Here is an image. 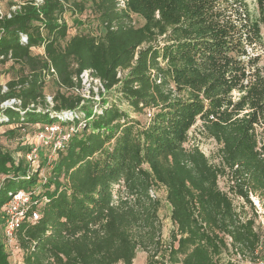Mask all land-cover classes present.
<instances>
[{"label": "trees", "instance_id": "trees-1", "mask_svg": "<svg viewBox=\"0 0 264 264\" xmlns=\"http://www.w3.org/2000/svg\"><path fill=\"white\" fill-rule=\"evenodd\" d=\"M86 3L100 31L70 35L64 15L82 14ZM0 27V76L17 67L6 91L0 85V105L20 100L19 109L0 108V134L16 140L27 127L80 125L61 148H37L35 169L29 149L15 159L0 148V264H12L3 208L20 190L31 201L14 232L19 264H133L137 250L147 253L143 264H239L230 251L264 261L255 219L218 186L226 177L249 206L250 195L264 202V0L252 8L244 0H45ZM85 71L127 108L111 102L92 115ZM197 121L218 144V164L185 147ZM159 187L171 208L168 243L150 195Z\"/></svg>", "mask_w": 264, "mask_h": 264}, {"label": "rangeland", "instance_id": "rangeland-1", "mask_svg": "<svg viewBox=\"0 0 264 264\" xmlns=\"http://www.w3.org/2000/svg\"><path fill=\"white\" fill-rule=\"evenodd\" d=\"M13 0H0L1 3H3L5 6L9 5ZM246 1L249 6L252 8L254 6L255 0H244ZM85 11L82 14H71L70 12L65 13L64 20L66 24L68 25V31L70 35L75 33H93L95 35L98 34L100 31L99 24L95 20L94 16H91L89 11V5L86 3L85 5ZM132 21L135 27L141 26L143 24V20L137 16H132ZM36 53L39 52L38 49L35 51ZM17 68V67H16ZM16 68L11 69L9 64L5 66V68L2 69V74L0 76V85L3 87L5 85V82L12 78L14 76V71ZM82 91L81 93L84 95L83 97L86 100L87 105L85 106L88 111L92 115L99 114L100 113V106L106 105L108 103L114 102L116 104H119L123 109L127 108V106L118 99V94H116L114 91L108 92L103 89L101 84L98 81H92L87 74L83 73L82 76ZM44 92L46 93V101L51 105V96L54 92V86L49 85L45 87ZM132 117H135L136 119H139L143 122H145V117L142 115L136 116L133 113H130ZM80 119L83 120L84 114H79ZM90 119V118H89ZM88 119V120H89ZM80 125L78 124V127ZM72 127L75 128L74 125ZM71 127V128H72ZM77 127V126H76ZM4 128L0 129V133L2 134V131ZM27 132L22 136V138L12 140L8 137L1 135L0 139V148L9 151L12 153L13 157L20 158L22 156V153L29 149V153L27 154V160L32 158L33 160H29L31 162V166L33 169L36 168L37 164L40 162V158L37 155L36 158H34V154H30L32 150H34V147H42L45 149H48L49 146H45L42 141L35 138V132L30 127H27ZM53 138H48L47 141L53 143ZM56 143L59 142V140L55 141ZM192 146H197L202 153L209 159V161L212 164H218L217 159V150H218V144L211 138H208L202 133L201 124L199 121L195 123V125L189 130L188 132V138L187 142L185 144L186 148H191ZM48 150H44L46 152ZM29 155V157H28ZM50 165L48 167H43L39 171V182L37 185L42 184L50 177ZM228 185H230L229 180L226 177H219L218 179V186L219 188L228 193V196L231 198L233 206L236 208L238 212L243 210L246 217H251L255 219V226L258 228L260 234H261V240L264 242V202L261 201L259 197L256 195H250L249 199L252 203V206H249L248 203H246L242 198L234 195L232 192L228 190ZM41 186V185H40ZM40 186H36L35 189L39 190ZM150 195L154 199H158L160 202V207L158 211L159 220L161 223V239L168 243L170 240V233L173 229V225L170 220V212L171 208L169 204L165 200V190L162 187L154 188L152 191H150ZM254 211L256 212V217L254 216ZM5 250L9 255V259L11 263H13L15 260L19 258L20 252L17 249V246L14 244V242L5 241ZM260 253V252H259ZM230 258L233 260L239 261V264H253L245 261L244 259H241L239 256H235L231 251L228 254ZM227 254H224L222 256L223 260H226L228 257ZM147 257V253L143 252L141 250H137L135 259L133 261V264H143L145 262V259ZM254 264H264V261L258 260Z\"/></svg>", "mask_w": 264, "mask_h": 264}, {"label": "built area", "instance_id": "built-area-1", "mask_svg": "<svg viewBox=\"0 0 264 264\" xmlns=\"http://www.w3.org/2000/svg\"><path fill=\"white\" fill-rule=\"evenodd\" d=\"M44 1L45 0H13L7 6H5L3 3L0 2V22H2L4 20L11 19L21 9V7L27 3H31L32 6L39 8V6H41ZM1 30L2 29L0 27V31ZM20 37H21L22 41H25V37L23 35H20ZM83 73L84 74L86 73L87 76H89V78L92 81H98L96 79L91 78L89 71H85ZM81 76H80V78H82ZM81 81H82V79H81ZM2 91L3 92L6 91L5 86L2 87ZM19 105H20V100L9 99V100L4 101L0 105V108L1 109H5V108L19 109V108H17V107H19ZM67 115L71 116L70 113L63 114L64 117H66ZM151 116H152V112L148 111L146 114V118L150 119ZM71 127H69L67 130L63 131L59 124H53V125H49V126H45L43 128H40L39 130L35 131L34 134H35V138L42 141V143H44L45 146H49L52 148H61L62 143L67 141L69 139V137L74 132H76V130L78 129V127H75V128L74 127L71 128ZM51 136L52 137L54 136L53 143L47 141V139L51 138ZM56 140H59V142L56 143L55 142ZM37 148L38 147H34V150H32L30 153V154H33L35 152L34 158L37 157ZM28 157H29V155H28ZM29 160H33V159L30 158ZM30 201H31V198L28 195V193L20 190V191H17L16 193L11 194L8 202L4 205L3 209H4V212L6 215L4 232H5V238L7 241L14 242V244H15L14 232L20 227L21 223L26 218H28V217H26V213L29 209ZM38 217H39L38 211H33L30 213L29 220L34 222V221L38 220ZM12 264H19V263L14 261Z\"/></svg>", "mask_w": 264, "mask_h": 264}]
</instances>
